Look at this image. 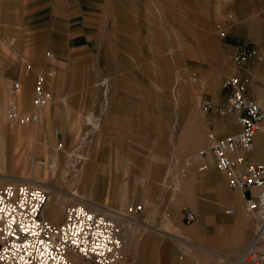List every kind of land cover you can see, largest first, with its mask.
I'll use <instances>...</instances> for the list:
<instances>
[{
    "label": "rangeland",
    "instance_id": "1",
    "mask_svg": "<svg viewBox=\"0 0 264 264\" xmlns=\"http://www.w3.org/2000/svg\"><path fill=\"white\" fill-rule=\"evenodd\" d=\"M95 1L91 26L52 22L42 40L30 26L29 46L26 26L3 22L0 14V187L37 180L48 195L43 213L51 206L62 214L71 204L101 210L123 239L138 215H128V206L153 203L174 182L173 170L206 148L211 132L201 102L219 94L231 70L219 26L251 25L264 11L227 13L250 0ZM254 1L260 7L263 0ZM36 73L52 99L38 123L19 124L7 111L32 110ZM26 78L22 97L12 84ZM43 110L52 116L45 131ZM91 158L103 182L79 184L80 167ZM71 256L70 264H94Z\"/></svg>",
    "mask_w": 264,
    "mask_h": 264
},
{
    "label": "crops",
    "instance_id": "2",
    "mask_svg": "<svg viewBox=\"0 0 264 264\" xmlns=\"http://www.w3.org/2000/svg\"><path fill=\"white\" fill-rule=\"evenodd\" d=\"M250 1V6L245 2L241 7L235 6L234 11L229 8L227 13L255 15L261 9L264 11V0L260 7L254 0ZM2 7L0 14L6 16L3 22L26 26L24 46H29L30 26H36L41 40L47 33L45 26H52V22L60 26H91L97 15L98 2L4 0ZM251 21V25L236 22L231 26H219L220 42L225 58L231 64L226 77L236 76L244 85L245 97L264 107V19ZM240 53L246 55L245 60L238 59ZM28 91L29 78H26L19 94L23 97ZM52 93L57 100L61 98L59 86L53 87ZM225 96L221 85L219 94L214 99L209 98L214 109L207 111V130L217 138L240 130L234 113L219 115L215 111L223 104ZM41 116L42 131L52 127V116L49 117L45 110ZM237 154L251 162L264 161V130L255 134L248 150H239ZM94 161L87 159L81 165L76 177L79 184L94 186L103 182L93 171ZM202 161L207 164L202 172L190 168L182 175L177 172L179 167L175 168L172 185H167L169 188H164L153 203L141 205V211L129 222L123 235V264H231L239 249L253 236L254 221L244 209L247 191L229 186L225 174L216 169L210 152ZM3 163L0 159V166ZM77 195L80 197L78 192ZM229 208L233 209L232 213H227ZM187 211L193 213V220H186ZM43 216L60 223L64 213L59 214L50 206Z\"/></svg>",
    "mask_w": 264,
    "mask_h": 264
},
{
    "label": "built area",
    "instance_id": "3",
    "mask_svg": "<svg viewBox=\"0 0 264 264\" xmlns=\"http://www.w3.org/2000/svg\"><path fill=\"white\" fill-rule=\"evenodd\" d=\"M245 58L244 53L238 56L241 61ZM222 88L225 101L215 111L219 115L234 113L240 130L224 138L208 134V146L185 160L177 172L183 175L190 168L204 171L207 164L202 160L210 152L216 169L225 174L229 186L247 191L244 209L254 221V234L231 264H264V161L251 162L237 154L239 150H248L255 134L264 130V107L245 97L244 85L236 76L226 77ZM20 89V83L13 82V92ZM50 100L44 75L36 73L33 110L19 113L17 106L11 105L7 115L19 124H36L40 109ZM201 108L210 111L214 103L205 98ZM47 201L43 188L27 183L12 182L0 187V264H70L69 254L94 264H118L123 239L115 219L107 212L71 204L64 209L63 220L53 223L43 216ZM141 209V205H132L126 211L130 215ZM232 212L233 209H227V213ZM185 218L190 221L194 215L187 211Z\"/></svg>",
    "mask_w": 264,
    "mask_h": 264
},
{
    "label": "bare ground",
    "instance_id": "4",
    "mask_svg": "<svg viewBox=\"0 0 264 264\" xmlns=\"http://www.w3.org/2000/svg\"><path fill=\"white\" fill-rule=\"evenodd\" d=\"M34 85V84H33ZM46 88V87H45ZM51 93V92H50ZM32 94H33V87H32ZM51 99H52V94H51ZM51 101V100H50ZM48 105V104H47ZM32 106V105H31ZM33 110V109H32ZM29 184H36V185H38V186H40V187H42V188H44L41 184H39V181H37V180H32V182H29ZM69 260H70V258H69Z\"/></svg>",
    "mask_w": 264,
    "mask_h": 264
}]
</instances>
